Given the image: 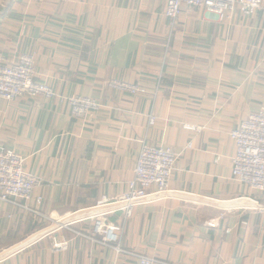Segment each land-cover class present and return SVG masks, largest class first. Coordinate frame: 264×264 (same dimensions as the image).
<instances>
[{"label": "crops", "instance_id": "crops-1", "mask_svg": "<svg viewBox=\"0 0 264 264\" xmlns=\"http://www.w3.org/2000/svg\"><path fill=\"white\" fill-rule=\"evenodd\" d=\"M262 7L218 18L182 5L172 25L162 0H0V56L6 64L32 56L34 81L56 94L0 99V146L39 180L31 201L18 204L33 210L41 197L38 211L54 222L30 237L47 221L0 201V264L137 261L115 247L169 264H264V195L233 179L229 137L264 105ZM110 80L145 93L113 90ZM71 96L100 109L75 118ZM145 144L177 154L169 187L191 197L111 215L121 227L112 248L94 242L93 221L55 223L123 195ZM63 241L66 250L53 248Z\"/></svg>", "mask_w": 264, "mask_h": 264}, {"label": "built area", "instance_id": "built-area-1", "mask_svg": "<svg viewBox=\"0 0 264 264\" xmlns=\"http://www.w3.org/2000/svg\"><path fill=\"white\" fill-rule=\"evenodd\" d=\"M31 1L41 3L48 0ZM162 1L165 3V16L172 25L177 21L182 5L202 8L209 15L218 18L236 8L246 16L253 15L262 9L261 0ZM120 84L122 85L114 86L132 94L144 93V90L138 85ZM21 96L50 99L54 97V92L50 87L34 81L32 56L21 54L11 64H6L3 57L0 56V99L10 102ZM67 102L72 115L77 117L86 116L99 108L97 102L88 98L72 97ZM153 122L154 118L152 117L149 123L153 124ZM184 128L190 131L197 130L191 126H184ZM229 137L235 147L231 168L233 179L264 195V105L247 119L240 121L229 133ZM187 148L192 149V144L189 143ZM176 159L177 154L169 148L142 145L133 171V178L128 183V192L111 200L104 198L97 206L82 212L68 214L55 223L62 227H68L75 222L91 221L103 216L106 220H96L94 230L103 236V240L99 243L107 248H112V244L119 240L121 227L109 221L111 215L121 212L125 218H129L136 206L152 204L165 198L184 197L181 193L169 189V181ZM38 184L39 180L25 171L22 157L13 150L0 146V201L14 205H20L18 204L20 202L27 204L31 201L33 190ZM41 202L42 198L38 197L34 204L35 206L40 205ZM218 204L214 202L212 205L217 207ZM254 204L258 203L254 202ZM20 206H23L27 211H32L26 205ZM258 208L264 211V207ZM44 218L43 220H45ZM67 246L68 243L65 241L53 243V248L57 251L66 250ZM115 248L118 253H127L137 260L131 264H169L156 257L140 256L123 252L118 247Z\"/></svg>", "mask_w": 264, "mask_h": 264}, {"label": "rangeland", "instance_id": "rangeland-1", "mask_svg": "<svg viewBox=\"0 0 264 264\" xmlns=\"http://www.w3.org/2000/svg\"><path fill=\"white\" fill-rule=\"evenodd\" d=\"M262 1V0H261ZM263 8V7H262ZM262 10V9H261ZM260 11V10H259ZM33 58V57H32ZM33 61H34V59H33ZM34 76H35V70H34ZM118 82H120V83H123V84H126V85H133V84H127V83H124V82H121V81H117V80H110L108 83H107V86L109 87V88H111V89H113V90H117V91H123V89H121V88H117V87H115L114 85H122V84H120V83H118ZM115 83V84H114ZM114 84V85H113ZM45 85V84H44ZM46 86H48V85H46ZM139 86V85H138ZM49 87V86H48ZM51 88V87H50ZM52 89V88H51ZM52 91H53V89H52ZM54 92V91H53ZM125 92H127V93H129V94H131V95H137V94H140V93H137V94H132V93H130L129 91H125ZM145 93V92H144ZM56 96V94H55V92H54V97ZM54 97H52V98H54ZM72 97H80V98H88V99H91V100H94L95 102H97V100H95V99H93V98H89V97H82V96H71V97H69V98H72ZM52 98H50V99H52ZM68 98V99H69ZM46 99H48V98H46ZM67 99V100H68ZM67 105H68V102H67ZM97 105L99 106V108L97 109V110H94V111H92V112H90V113H88L86 116H83V117H77V116H74V115H72V113H71V110H70V107H69V105H68V107H69V111H70V114H71V116H73V117H75V118H79V119H81V120H86V118H88V117H90V116H92L93 114H95L99 109H100V104L97 102ZM152 118V117H151ZM146 145V144H145ZM148 146H151V145H148ZM153 147V146H152ZM154 147H159V146H154ZM132 180V179H131ZM170 182V181H169ZM129 183V182H128ZM169 189H170V187H169ZM171 190V189H170ZM173 191V190H172ZM126 192H128V185H127V190H126ZM125 192V193H126ZM124 193V194H125ZM123 194V195H124ZM182 196H184L185 198H187V197H191V196H188V195H186V194H181ZM122 196V195H121ZM120 197V196H119ZM41 198V197H40ZM165 199H168V198H165ZM103 200V199H102ZM101 200V201H102ZM163 200V199H162ZM206 201H207V199H206ZM211 203H209V205H212L214 202H217V203H221V202H219V201H214V200H209ZM158 202V201H157ZM208 202V201H207ZM208 204V203H207ZM39 205H36L35 206V208L32 210V212H34V213H37V214H40V215H42V216H44L43 218L45 219V221H47V226L45 227V228H41V230H39V231H37L36 233H34V234H32V236H30V237H33V236H35V235H40L41 236V234L43 235L44 234V232H47V231H50V229L48 228V227H50L51 225H53V221H52V216H50V215H48V216H46V215H43V214H41L39 211H38V209H37V207H38ZM213 206V205H212ZM259 209V208H258ZM260 210V209H259ZM261 211V210H260ZM133 212V211H132ZM262 212H264V211H262ZM72 214V213H71ZM68 215V214H67ZM132 215V214H131ZM66 216V215H65ZM64 216V217H65ZM63 217V218H64ZM39 218H41L42 220H43V218L42 217H40L39 216ZM125 218V217H124ZM130 218V217H129ZM62 219V218H61ZM125 219H128V218H125ZM96 220H102V221H104V220H106V218L105 217H103V216H101V217H98L97 219H95V220H91V221H93V224H94V226H95V221ZM58 225V224H57ZM43 229H45V230H43ZM93 233H94V235L95 236H98V237H101V240H103V236L101 235V233H99V232H95V230H94V227H93ZM94 242H96V243H98V244H100L99 242H101V241H99V242H97V241H94Z\"/></svg>", "mask_w": 264, "mask_h": 264}]
</instances>
